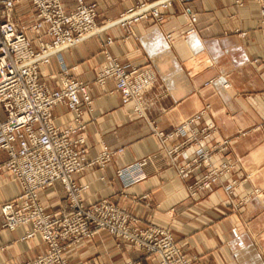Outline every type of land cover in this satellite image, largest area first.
Returning a JSON list of instances; mask_svg holds the SVG:
<instances>
[{
	"label": "crops",
	"instance_id": "crops-1",
	"mask_svg": "<svg viewBox=\"0 0 264 264\" xmlns=\"http://www.w3.org/2000/svg\"><path fill=\"white\" fill-rule=\"evenodd\" d=\"M61 1L68 11L75 7L74 0ZM83 1L96 6V25L105 30L64 51L61 62L72 78L88 84L92 97L81 118L86 139L82 163L104 149L112 154L104 167L94 165L74 177L87 186L84 206L106 200L141 227L169 229L191 264H264V0L175 1L162 11V22L148 19L130 29L107 24L136 0ZM106 54L127 70L153 73L143 117L133 111L132 102L121 103L114 81L103 86L95 82L108 64ZM60 72L52 58L40 67V79L57 88ZM203 110L197 126L213 123L215 132L201 146L229 140L215 164L225 156L233 168L210 189L192 196L187 186L199 171L181 178L176 170L183 159L174 164L166 154L181 140L163 144L153 131L170 132ZM52 115L56 126H74L65 107H55ZM5 160L0 151V165ZM117 171L142 179L126 184ZM232 180L236 184L228 193L225 186ZM19 193V184L0 172V207ZM39 197L48 212L65 203L58 181ZM30 229L8 231L0 213V264L28 263L45 252L38 237L23 239ZM67 254L73 264H159L156 257L106 232Z\"/></svg>",
	"mask_w": 264,
	"mask_h": 264
},
{
	"label": "built area",
	"instance_id": "built-area-1",
	"mask_svg": "<svg viewBox=\"0 0 264 264\" xmlns=\"http://www.w3.org/2000/svg\"><path fill=\"white\" fill-rule=\"evenodd\" d=\"M22 1L0 0V151L6 154L0 172L9 174L20 186L19 195L3 203L0 213L3 228L13 232L30 226L23 239L38 237L46 246L42 255L23 264H73L68 251L100 232L156 257L159 264H191L169 229L141 227L106 200L90 206L83 204L87 186L77 184L74 177L91 166L104 167L112 154L104 149L93 161L82 163L86 139L81 118L92 97L88 84L68 74L61 54L105 30L96 25V6L74 0L75 7L68 11L61 0H29L35 15L33 22L24 27L13 19V9ZM175 1L182 0H136L133 7L116 19V26L130 29L148 19L160 23L164 20L162 11ZM195 21L191 16L190 23ZM111 42L108 38L107 44ZM52 58L58 60L61 69L57 88L40 79V67L49 64ZM106 61L108 64L98 72L95 82L103 86L108 80L114 81L121 103L132 102L133 111L143 117L144 97L155 81L153 73L149 69L127 70L108 54ZM57 106L72 114L74 126L60 128L54 124L52 110ZM205 113L206 110L201 111L170 132L153 131L163 144L181 140L166 154L174 164L183 159L184 163L176 170L181 178L199 171L187 186L192 196L210 189L233 168L225 156L215 164L216 157L228 150L229 140L207 149L201 146L215 132L213 123L197 126ZM117 176L126 184L142 179L127 176L124 171H117ZM56 181L63 187L65 203L57 211L48 212L39 192L51 188ZM235 184L236 180L228 183L226 191L231 193Z\"/></svg>",
	"mask_w": 264,
	"mask_h": 264
},
{
	"label": "rangeland",
	"instance_id": "rangeland-1",
	"mask_svg": "<svg viewBox=\"0 0 264 264\" xmlns=\"http://www.w3.org/2000/svg\"><path fill=\"white\" fill-rule=\"evenodd\" d=\"M34 11L31 2L28 0L23 5L16 4L13 9V19L20 26L27 27L33 22Z\"/></svg>",
	"mask_w": 264,
	"mask_h": 264
},
{
	"label": "bare ground",
	"instance_id": "bare-ground-1",
	"mask_svg": "<svg viewBox=\"0 0 264 264\" xmlns=\"http://www.w3.org/2000/svg\"><path fill=\"white\" fill-rule=\"evenodd\" d=\"M117 20L112 21L111 23L107 24L109 27L115 26L117 24ZM120 27V26H119ZM66 51V50H65Z\"/></svg>",
	"mask_w": 264,
	"mask_h": 264
}]
</instances>
